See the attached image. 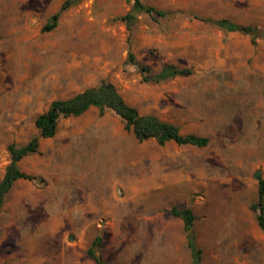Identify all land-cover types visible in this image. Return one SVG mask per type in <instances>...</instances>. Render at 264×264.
Wrapping results in <instances>:
<instances>
[{
	"label": "rangeland",
	"instance_id": "obj_1",
	"mask_svg": "<svg viewBox=\"0 0 264 264\" xmlns=\"http://www.w3.org/2000/svg\"><path fill=\"white\" fill-rule=\"evenodd\" d=\"M0 0V182L9 145L39 137L36 118L56 100L111 83L140 115H155L198 148L139 143L114 112L61 118L54 137L19 162L0 213V264H192L183 221L192 210L200 264H264V232L251 205L264 180V41L196 19H228L264 32V0H142L171 13L120 18L132 0ZM129 53L153 74L192 75L143 83ZM260 179H256V174Z\"/></svg>",
	"mask_w": 264,
	"mask_h": 264
},
{
	"label": "trees",
	"instance_id": "obj_2",
	"mask_svg": "<svg viewBox=\"0 0 264 264\" xmlns=\"http://www.w3.org/2000/svg\"><path fill=\"white\" fill-rule=\"evenodd\" d=\"M80 0H69L65 2L60 10L55 13L46 25L43 32H51L57 25L61 14ZM148 15L157 20L169 16L171 13L158 10L152 6H147L142 0H132V7L129 13L120 18L130 30L137 22L140 15ZM197 20L211 24L226 33H238L250 38L252 45H256L259 40L264 41V32L255 26H243L228 19L210 20L198 18ZM128 63L137 68L143 83H164L178 77H188L192 75L190 69H180L173 65L164 66L158 73L153 74L149 67L139 63L134 54L129 53ZM91 108L98 110L103 116L108 110L115 113L124 123L125 130L131 132L139 142L156 140L159 146H164L169 142L177 145H189L203 148L208 145V139L194 135H182L177 126L162 121L155 115H140L139 112L129 106L117 89L109 82L102 81L98 85L88 88L67 100L53 101L48 110L39 115L35 120V126L39 131V137L49 139L55 136L57 125L61 118L79 117ZM33 138L25 146L18 147L9 145L7 150L10 155V163L0 182V213L5 204L6 197L11 192L14 184L19 180L33 181V176L24 174L19 168V162L25 157L35 154L38 151V138ZM251 210L256 213V221L259 228L264 232V180L259 182L258 201L251 205ZM170 214L183 221L184 231L187 236V244L191 253L192 264H200L201 250L196 247L195 237L192 233L195 216L190 209L179 210L173 207ZM101 238H96L87 250V256L96 264H106L104 260L96 254V249L101 245Z\"/></svg>",
	"mask_w": 264,
	"mask_h": 264
},
{
	"label": "water",
	"instance_id": "obj_3",
	"mask_svg": "<svg viewBox=\"0 0 264 264\" xmlns=\"http://www.w3.org/2000/svg\"><path fill=\"white\" fill-rule=\"evenodd\" d=\"M256 179H260V174L259 173L256 174Z\"/></svg>",
	"mask_w": 264,
	"mask_h": 264
}]
</instances>
